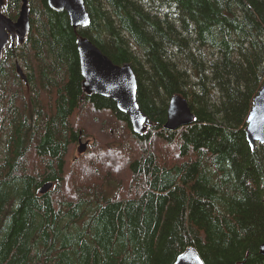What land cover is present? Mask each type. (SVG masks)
Listing matches in <instances>:
<instances>
[{"label": "trees", "instance_id": "16d2710c", "mask_svg": "<svg viewBox=\"0 0 264 264\" xmlns=\"http://www.w3.org/2000/svg\"><path fill=\"white\" fill-rule=\"evenodd\" d=\"M6 1L16 20L23 0ZM84 2L90 23L74 31L27 0L22 74L0 63V264H173L189 247L204 264H264V146L244 134L264 84V0ZM78 35L133 69L143 135L84 93ZM173 95L195 120L169 132Z\"/></svg>", "mask_w": 264, "mask_h": 264}, {"label": "water", "instance_id": "95a60500", "mask_svg": "<svg viewBox=\"0 0 264 264\" xmlns=\"http://www.w3.org/2000/svg\"><path fill=\"white\" fill-rule=\"evenodd\" d=\"M46 4L53 11H65L74 31L79 27H87L90 23L84 0H46ZM2 6L3 0H0V10ZM30 14L31 10L26 0L22 2L16 22L0 13V60L9 40L13 47L15 38L19 42L28 39L31 32ZM75 42L84 93L88 96L99 95L112 100L117 109L128 116L134 134L143 135L150 130L152 123L137 104V79L131 66L114 64L87 38L78 35ZM194 120L187 99L181 95L170 97L166 108L164 130L174 132L192 124ZM244 134L251 149L258 144L264 146V84L252 100ZM80 146L81 143L79 148ZM52 187V182L42 185L38 190L39 194H46ZM259 253L264 256V243L259 246ZM174 264L204 263L197 251L190 247L178 256Z\"/></svg>", "mask_w": 264, "mask_h": 264}, {"label": "rangeland", "instance_id": "374dc122", "mask_svg": "<svg viewBox=\"0 0 264 264\" xmlns=\"http://www.w3.org/2000/svg\"><path fill=\"white\" fill-rule=\"evenodd\" d=\"M8 4H9L8 1L5 0V5L3 6L4 8L1 9V11H2L3 14H4V12H5L6 9L7 10L9 9V8H7L8 7ZM16 45H17V43H16ZM23 46H24V44L21 45V46H15L13 49H10V51L8 53L10 59L5 56V57H3L2 62H4V59H6V61L8 62V64H11L12 65V63L14 62V59L15 58H18L19 60H21L23 62V60L21 59V54H23V49H22ZM11 55H12V58L10 57ZM19 65H21V62H20ZM26 94H28V92H26ZM82 142H84V141H82ZM87 143H85V144L81 143V146H80V148H78V150L79 151H83ZM75 176L81 177V174H78V172L76 170H74V172L72 174V180H73V178ZM104 191H105V194L106 195H111L112 196L116 192V187H115V185L113 183H108L104 187Z\"/></svg>", "mask_w": 264, "mask_h": 264}, {"label": "flooded vegetation", "instance_id": "af4514ba", "mask_svg": "<svg viewBox=\"0 0 264 264\" xmlns=\"http://www.w3.org/2000/svg\"><path fill=\"white\" fill-rule=\"evenodd\" d=\"M18 62H19L18 59L15 58L13 63H14V65L16 66V65L18 64Z\"/></svg>", "mask_w": 264, "mask_h": 264}, {"label": "bare ground", "instance_id": "6f19581e", "mask_svg": "<svg viewBox=\"0 0 264 264\" xmlns=\"http://www.w3.org/2000/svg\"><path fill=\"white\" fill-rule=\"evenodd\" d=\"M83 28H84V27H83ZM189 248H190V247H189ZM186 250H187V249H186ZM195 250H196V249H195ZM184 252H185V251H184ZM184 252H183V253H184ZM183 253H182V254H183ZM197 253H198V252H197ZM180 255H181V254H180ZM180 255H179V256H180ZM199 257H200V256H199ZM177 258H178V257H177ZM177 258H176V259H177ZM175 261H176V260H175ZM174 263H175V262H174ZM174 263H173V264H174Z\"/></svg>", "mask_w": 264, "mask_h": 264}]
</instances>
